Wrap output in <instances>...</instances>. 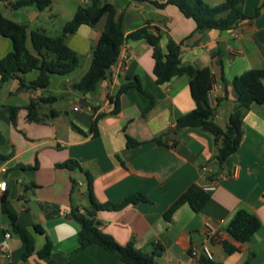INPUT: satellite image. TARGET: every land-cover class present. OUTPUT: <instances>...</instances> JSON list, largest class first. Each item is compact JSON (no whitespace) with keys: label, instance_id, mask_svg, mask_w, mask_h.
<instances>
[{"label":"crops","instance_id":"1","mask_svg":"<svg viewBox=\"0 0 264 264\" xmlns=\"http://www.w3.org/2000/svg\"><path fill=\"white\" fill-rule=\"evenodd\" d=\"M18 1L0 0V13L24 25L27 34L38 30L52 38L61 35L63 25L83 3L51 0L47 9L38 11L33 6L14 8ZM101 1L113 6L124 34L149 27L157 31L164 52L171 41L179 46L184 65L209 69L213 119L226 128L234 107L232 80L248 70L264 69V0H245L242 11L246 18L233 29L201 33L174 6L154 5L167 0ZM203 2L215 7L224 0ZM104 23L105 17L66 37L79 65L83 61L76 73L51 76L44 90L20 88L16 79L0 82V181L6 182L0 192V243L4 249L0 264H47L36 256L46 243L51 244L50 257L57 264H124L98 245L75 253L80 225L71 214L84 215L91 200L117 205L135 194L144 201L95 214L98 229L117 245L132 243L143 254L159 247L162 252L155 258L159 264H199L203 247L215 263L249 260V264H264V104H252L243 113L240 145L219 166L211 134L197 128L174 131L176 120L194 108L188 78L175 77L158 85L151 49L144 40H128L92 92L73 89L89 67ZM230 31L237 36L232 37ZM27 48L32 52L28 40ZM11 50V42L0 36V59ZM35 78L23 76L25 82ZM135 82L142 92L127 89L118 96L113 112L120 88ZM150 99L152 106L146 112ZM31 103L35 109L29 117ZM128 141L135 145L128 146ZM69 161L75 166L57 167ZM210 182L216 184L215 189L199 212L182 205L169 221L164 219L165 212L190 186ZM2 200L33 244V253L27 258H22L24 243L1 211ZM240 209L254 215L260 228L248 243L238 246V252L226 256L221 242Z\"/></svg>","mask_w":264,"mask_h":264},{"label":"trees","instance_id":"2","mask_svg":"<svg viewBox=\"0 0 264 264\" xmlns=\"http://www.w3.org/2000/svg\"><path fill=\"white\" fill-rule=\"evenodd\" d=\"M245 0H224L221 5L210 7L203 0H167L165 3L154 5L163 8L167 5L174 6L178 12L195 24V32L201 33L211 30L225 31L233 29L246 17L242 6ZM88 5H80L72 19L62 27L61 35L49 37L44 32L33 30L29 34L22 24L5 18L0 13V36L11 42L12 50L0 59V82L16 79L20 88L46 89L49 86L51 76H67L73 73L79 66L77 54L66 44V37L74 34L81 26H94L103 17L105 23L100 36L92 50L89 67L81 79L73 85V89L82 93L92 92L97 84L104 78L106 72L116 63L122 46L128 41L144 40L151 49L153 60V74L158 85H162L172 78L186 76L188 78L189 92L194 102V108L187 114L179 117L174 125V131L185 128H197L212 135L217 146L215 156L216 163L221 166L224 161L234 154L242 138L243 113L252 104H264V69H251L238 76L232 82L234 93V107L229 117L226 128L219 127L214 122L215 106L209 99L212 89L211 73L209 69H197L191 65H184L180 60V48L169 41L164 52L160 46V37L157 31L143 27L128 34H124L122 21L116 18V12L110 4L101 0H88ZM51 0H20L13 4L14 8L33 6L38 11L47 9ZM27 40L32 52L27 48ZM31 71H37V76L30 82H25L23 76ZM136 88L142 92L138 82L123 85L114 101L117 111V98L129 88ZM227 94L224 92V100ZM152 106L150 99L146 112ZM29 117L35 109V103L28 106ZM160 144L159 141H157ZM135 143L128 141V146ZM75 163L69 161L59 168L70 169ZM90 190V186H88ZM209 199V193L204 192L199 186H190L165 212L164 219L169 221L174 212L182 205H188L195 213L199 212ZM144 201L139 195H130L121 203L96 204L91 200L90 209L82 216L72 213L71 216L79 223L80 230L77 233L78 247L75 253L91 246L98 245L106 252L113 255L124 264H159L155 261L162 249L154 247L152 253L143 254L136 250L132 243L126 246L117 245L114 240L99 229V223L95 214L102 210H120L126 206ZM1 211L5 214L12 230L25 245L22 258H27L33 253V244L24 230L16 225L15 216L7 207L5 201H1ZM260 228L259 220L247 211L240 209L233 215L228 223L225 233L226 239L221 246L226 256L238 252V246L248 243L250 238ZM41 233L39 227H35ZM51 244L46 243L36 253V256L47 264H57L50 257ZM199 264H219L205 257H200ZM242 264H249L246 260Z\"/></svg>","mask_w":264,"mask_h":264},{"label":"built area","instance_id":"3","mask_svg":"<svg viewBox=\"0 0 264 264\" xmlns=\"http://www.w3.org/2000/svg\"><path fill=\"white\" fill-rule=\"evenodd\" d=\"M230 34H231L232 37H236L237 36L236 32H234V31H230ZM125 47H126V44H124L122 46L121 51H123L125 49ZM210 94H211V92H210ZM210 94H209V99H210V101L212 103V98H211ZM75 110H76V108H75ZM202 170L203 171H206L207 168L206 167H203ZM215 185L216 184L214 182H210L208 184H202L199 187L204 192L210 193V192L214 191ZM5 188H6V182L5 181H0V192H4ZM206 233L208 234L209 232H206ZM4 238L5 239H8L9 238V234H7V233L4 234ZM0 252H4V249H3L2 245H1V243H0ZM201 252H202V254L204 255L205 258H207L208 260L211 259V254H210L209 250L206 247H203L202 250H201ZM191 254L194 255L195 254V251L193 250Z\"/></svg>","mask_w":264,"mask_h":264},{"label":"rangeland","instance_id":"4","mask_svg":"<svg viewBox=\"0 0 264 264\" xmlns=\"http://www.w3.org/2000/svg\"><path fill=\"white\" fill-rule=\"evenodd\" d=\"M82 2H83L82 5H88V4H87V3H88V0H82ZM82 64H83V61H82V59H81V60H80V65H79V67H81ZM79 67H78V68L75 70V72H73V73H76V71L79 70ZM36 74H37V71H31V72L25 74L24 76H26L28 79H33V78H35ZM53 77H59V76H53Z\"/></svg>","mask_w":264,"mask_h":264}]
</instances>
